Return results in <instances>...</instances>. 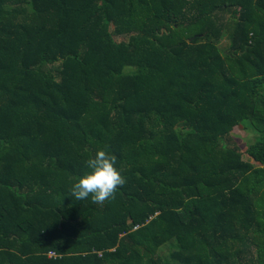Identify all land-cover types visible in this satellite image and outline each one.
I'll use <instances>...</instances> for the list:
<instances>
[{
  "label": "trees",
  "instance_id": "trees-1",
  "mask_svg": "<svg viewBox=\"0 0 264 264\" xmlns=\"http://www.w3.org/2000/svg\"><path fill=\"white\" fill-rule=\"evenodd\" d=\"M0 264H264V0H0Z\"/></svg>",
  "mask_w": 264,
  "mask_h": 264
},
{
  "label": "clouds",
  "instance_id": "clouds-1",
  "mask_svg": "<svg viewBox=\"0 0 264 264\" xmlns=\"http://www.w3.org/2000/svg\"><path fill=\"white\" fill-rule=\"evenodd\" d=\"M89 171L73 183L69 195L76 201L86 200L103 206L106 201L114 200L122 186L126 184L123 169L117 167V157L110 153L108 146L98 149L94 156L85 161Z\"/></svg>",
  "mask_w": 264,
  "mask_h": 264
},
{
  "label": "rangeland",
  "instance_id": "rangeland-1",
  "mask_svg": "<svg viewBox=\"0 0 264 264\" xmlns=\"http://www.w3.org/2000/svg\"><path fill=\"white\" fill-rule=\"evenodd\" d=\"M117 40H121L117 38ZM230 45V40L228 35L226 34L220 43V48L226 50ZM257 139V133L254 129L248 124L239 125L238 127L234 128L231 133V136L228 139V144L230 145H238L242 152H244V156L246 160L253 161L252 159L248 158L246 155V150L248 149L249 145L255 142Z\"/></svg>",
  "mask_w": 264,
  "mask_h": 264
},
{
  "label": "built area",
  "instance_id": "built-area-1",
  "mask_svg": "<svg viewBox=\"0 0 264 264\" xmlns=\"http://www.w3.org/2000/svg\"><path fill=\"white\" fill-rule=\"evenodd\" d=\"M49 257H55V254L54 253H49Z\"/></svg>",
  "mask_w": 264,
  "mask_h": 264
}]
</instances>
